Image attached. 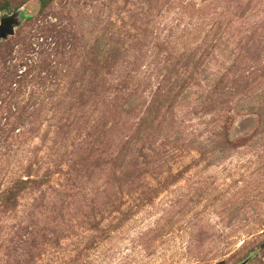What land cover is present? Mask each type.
I'll return each instance as SVG.
<instances>
[{"label": "rangeland", "instance_id": "374dc122", "mask_svg": "<svg viewBox=\"0 0 264 264\" xmlns=\"http://www.w3.org/2000/svg\"><path fill=\"white\" fill-rule=\"evenodd\" d=\"M14 18L0 194L44 183L0 203V264H264V0H25Z\"/></svg>", "mask_w": 264, "mask_h": 264}, {"label": "trees", "instance_id": "16d2710c", "mask_svg": "<svg viewBox=\"0 0 264 264\" xmlns=\"http://www.w3.org/2000/svg\"><path fill=\"white\" fill-rule=\"evenodd\" d=\"M25 1V0H24ZM24 1L16 6L13 5L11 0H0V13H5V12H12L15 13L17 12L24 4ZM55 0H38V3L40 5V9L45 10L46 8H48V6L54 2ZM29 19H31V17H29ZM22 21H19V24L21 25ZM44 28H48V27H44ZM49 32L53 31L54 29H48ZM181 175L178 174L176 176H172L170 179H168L166 181V184H172L174 183ZM44 183V181H33V180H21L19 179L18 181H16L14 183V185L11 188L6 189L3 193L0 194V203L3 204V207L6 209H15L17 202H18V198L20 196V194L23 191H26L30 188H33L35 186L39 187V185L41 186ZM147 201H151V199H147ZM146 201V202H147ZM145 202V201H144ZM257 251H250L248 253V258H254V256L256 255Z\"/></svg>", "mask_w": 264, "mask_h": 264}, {"label": "water", "instance_id": "95a60500", "mask_svg": "<svg viewBox=\"0 0 264 264\" xmlns=\"http://www.w3.org/2000/svg\"><path fill=\"white\" fill-rule=\"evenodd\" d=\"M17 12L13 13V15H10L9 17L6 18H2V22L0 24V41L1 40H5L7 39V37H10L13 35V26L17 25L19 26V19H15V15ZM242 264H246V263H242Z\"/></svg>", "mask_w": 264, "mask_h": 264}]
</instances>
